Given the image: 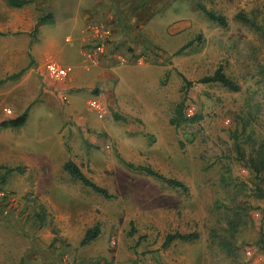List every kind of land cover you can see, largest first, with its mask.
I'll return each mask as SVG.
<instances>
[{
    "label": "rangeland",
    "instance_id": "rangeland-1",
    "mask_svg": "<svg viewBox=\"0 0 264 264\" xmlns=\"http://www.w3.org/2000/svg\"><path fill=\"white\" fill-rule=\"evenodd\" d=\"M30 1L15 9L0 0V264H264V201L235 146L239 137L248 157L247 134L257 148L264 144V0H109L112 40L96 54L109 69L126 67L110 97L103 88L93 96L57 90L64 81L45 78L49 63L30 45L20 51L27 30L50 16L54 24L33 31V42L57 41L55 63L93 81L78 46L66 41L80 1ZM200 6L225 17L227 27ZM220 68L240 92L199 83ZM185 89V112L200 119L176 127L170 120ZM78 97L73 114L69 100ZM91 98L101 101L102 115L86 103ZM25 111L24 127L1 128ZM69 161L114 198L73 180L64 171ZM124 162L152 167L188 191ZM96 225L101 236L82 246ZM177 233L198 238L166 247Z\"/></svg>",
    "mask_w": 264,
    "mask_h": 264
},
{
    "label": "trees",
    "instance_id": "trees-1",
    "mask_svg": "<svg viewBox=\"0 0 264 264\" xmlns=\"http://www.w3.org/2000/svg\"><path fill=\"white\" fill-rule=\"evenodd\" d=\"M8 5L15 9H20L25 7L26 5L30 4V0H6ZM200 9L205 13V15L213 22L220 24L223 27H227V20L223 16H219L216 13L206 9L204 6H200ZM242 23L252 27H258L257 24L251 19H249L246 15H238L237 17ZM53 18L50 16L41 18L39 20L40 25L52 24ZM2 35V34H0ZM262 73L264 76V66L262 67ZM14 77V76H13ZM18 77V76H15ZM185 80V79H184ZM187 84V87L191 86L192 84L188 81H184ZM202 84H219L224 88H227L231 92L238 93L241 91V86L236 83L234 80L229 78L222 68L218 69L213 75L203 78L199 81ZM189 89V88H188ZM188 89H185V99L180 102L177 107L174 116L170 120V124L176 127H181L182 125H188L191 123L197 122L200 118L197 116H188L185 112L186 103H187V93ZM116 118H119L118 116ZM28 119V111H25L22 115L18 116L17 118L8 119L1 123L2 129H19L26 125ZM236 149L238 153V159L241 161L246 162L248 165L249 170L254 175V194L257 198L262 199L264 201V144L257 148L256 140L254 139L252 134H247L245 136V144L250 145L252 144V152L246 157V152L241 147V142L239 141V137H236ZM127 168H129L133 172L142 173L153 177L159 181H162L169 186L180 189L183 191H188L187 186L182 183L181 181L170 179L161 174L160 172L156 171L152 167L149 166H137L133 163H126L124 162ZM7 174L11 171H19V168L16 170L9 169L7 170ZM64 171L67 172L71 178L75 181L80 182L84 187L91 189L93 192L101 195L106 199H113L114 196L110 194V192L97 185L93 182L90 178H88L81 169L73 162L69 161L64 165ZM102 234V230L99 225H96L94 228L87 231L85 238L83 239L81 245L86 246L92 243L93 241L97 240ZM198 238V234H174L169 235L165 242V246L168 247L172 243L176 241L180 242H191Z\"/></svg>",
    "mask_w": 264,
    "mask_h": 264
},
{
    "label": "crops",
    "instance_id": "crops-1",
    "mask_svg": "<svg viewBox=\"0 0 264 264\" xmlns=\"http://www.w3.org/2000/svg\"><path fill=\"white\" fill-rule=\"evenodd\" d=\"M79 1L81 3V0ZM80 3L78 6V8H82V13L78 14V16H80V19L76 15L75 21L73 22V28L71 30L72 32L70 33V35L66 36L67 37L66 41L69 43L75 42L76 49L78 46V51L80 52L79 54L81 55L83 59V68L85 71L90 72L91 75H93V77L91 78L93 79V81L88 83V82H85L83 79L80 80L79 79L80 75H78L77 73H74L72 75V73L74 72L72 67H64L60 65L63 68H69V74L67 78L63 80L64 82L57 84V86L55 87L57 90H59V89H63L61 87L64 85L66 89L69 90L70 94H74L75 96H81L82 89H85L86 92L89 91L93 96L94 92H96V89L103 88L106 91V94L108 95V97H110V90H111L110 88L114 87L119 74L122 72L124 68L126 69V67L125 66L123 67L122 65H120V66H115L109 69L108 66L106 65V62L101 57H99V55L97 56L96 49L93 46L94 45L96 46V43L102 39V35L104 31L107 28H110L109 25H106L107 20L105 19V16L109 10L111 11V8H113V5L109 0H99L97 3H95L92 6L86 4V5H83V7H80ZM112 18H115L114 14L112 15ZM38 24H39V20L34 23V27L32 29L29 28V30H27L28 34L25 35L22 40H20L22 44V48L20 46L19 49L21 51V49L24 48L25 49L24 52L27 53L28 46L30 45L32 46V50H30L31 51L30 53L35 58H37L41 63H45V62L55 63L57 61H55L54 55L60 52L57 48L58 47L57 41L55 42L52 41L48 43L47 45H45V47H41V45H36L38 40L33 42V39H35L31 37L33 36V31L35 30L38 31V29L40 31L41 27L43 26V25L38 26ZM52 24H54V22ZM0 34L2 33L0 32ZM4 35L5 34H2L0 35V37ZM115 38L118 39L117 36H115ZM54 52L56 53L54 54ZM92 52H93V55H92ZM100 54H103V53H100ZM0 55H5V53L1 51V48H0ZM2 70L3 68H0V71ZM43 71H44V74L45 72L47 73V71L42 70V69L40 70L41 75L45 77V75L43 74ZM36 75H39V73ZM45 78L51 80L49 75L46 76ZM69 98L70 96L68 95V99ZM81 100H82L81 97L76 98V100L73 102L69 100L68 111H71L73 114H75L76 107L77 106L81 107V105H79V102H81ZM91 100L92 98L89 99V101L87 100L86 103L90 105ZM86 111H91V110L86 109L84 112Z\"/></svg>",
    "mask_w": 264,
    "mask_h": 264
},
{
    "label": "built area",
    "instance_id": "built-area-1",
    "mask_svg": "<svg viewBox=\"0 0 264 264\" xmlns=\"http://www.w3.org/2000/svg\"><path fill=\"white\" fill-rule=\"evenodd\" d=\"M111 31L110 30H105L103 35H102V39L96 43L95 49L97 52H101L104 53V50L106 48V46L108 45V43L111 42ZM47 71L49 76L57 81H62L64 79L67 78L68 74H69V68H63L60 65L51 62L47 65ZM91 106L97 110L98 112H100V114L102 115L104 113L103 110V106L101 104V101L98 98H95L91 101ZM8 113H11V111H9Z\"/></svg>",
    "mask_w": 264,
    "mask_h": 264
}]
</instances>
